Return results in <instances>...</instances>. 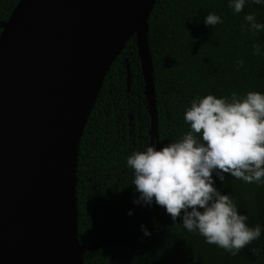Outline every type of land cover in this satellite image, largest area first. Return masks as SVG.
I'll return each instance as SVG.
<instances>
[{"label": "trees", "instance_id": "obj_1", "mask_svg": "<svg viewBox=\"0 0 264 264\" xmlns=\"http://www.w3.org/2000/svg\"><path fill=\"white\" fill-rule=\"evenodd\" d=\"M19 0H0V25ZM222 23L206 26L208 13ZM255 15L264 24V5L247 0L240 13L229 0H155L148 19L147 42L152 66L157 136L155 146L175 142L190 131L184 111L195 97L212 94L238 98L249 91L264 93V31L253 35L244 16ZM242 26H245L242 28ZM2 28L0 26V33ZM126 61L130 89L126 84ZM238 61L242 64L238 65ZM135 36L107 72L87 119L78 148L76 173L77 238L93 247L135 234L142 212L133 204L132 169L126 158L150 145V113ZM215 186L228 193L249 224L264 225V183H246L225 173ZM131 209V215L128 214ZM141 230L133 244L107 243L86 251L83 264H264V253L253 255L245 247L236 255L208 244L198 232L175 224L160 206L146 208ZM264 243V235L260 242ZM264 248V245H261Z\"/></svg>", "mask_w": 264, "mask_h": 264}, {"label": "water", "instance_id": "obj_2", "mask_svg": "<svg viewBox=\"0 0 264 264\" xmlns=\"http://www.w3.org/2000/svg\"><path fill=\"white\" fill-rule=\"evenodd\" d=\"M155 0H19L0 33V264H83L77 238L79 143L104 78L135 36L157 136L148 19ZM46 31L49 61L35 48ZM49 38V40H50ZM39 46V45H38ZM34 54H33V53ZM35 55V56H34ZM127 91L130 69L126 61Z\"/></svg>", "mask_w": 264, "mask_h": 264}, {"label": "clouds", "instance_id": "obj_3", "mask_svg": "<svg viewBox=\"0 0 264 264\" xmlns=\"http://www.w3.org/2000/svg\"><path fill=\"white\" fill-rule=\"evenodd\" d=\"M246 2L229 0V7L240 13ZM253 2L264 5V0ZM244 20L253 35L264 31L254 14H246ZM203 23L213 27L222 19L210 12ZM253 52L264 54L257 44ZM184 120L191 130L177 141L159 149L152 144L126 158L137 194L133 204L162 207L173 224L179 217L188 232H198L206 243L231 255L245 247L253 255L264 253V243L254 246L264 235V225H250L248 215L238 211L230 194L217 189L214 179L223 183L227 173L249 184L264 183V93L249 91L231 99L212 94L195 97ZM140 227L145 237L151 235L144 225Z\"/></svg>", "mask_w": 264, "mask_h": 264}, {"label": "bare ground", "instance_id": "obj_4", "mask_svg": "<svg viewBox=\"0 0 264 264\" xmlns=\"http://www.w3.org/2000/svg\"><path fill=\"white\" fill-rule=\"evenodd\" d=\"M49 38H50L49 33L46 31H43V33L41 34V36L37 40L36 44L34 45V49L36 48L41 55V57H37V58H39L41 60L49 61L50 53H51L50 52L51 51V38H50V40H49Z\"/></svg>", "mask_w": 264, "mask_h": 264}]
</instances>
